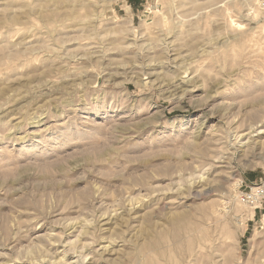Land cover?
<instances>
[{
	"label": "rangeland",
	"instance_id": "1",
	"mask_svg": "<svg viewBox=\"0 0 264 264\" xmlns=\"http://www.w3.org/2000/svg\"><path fill=\"white\" fill-rule=\"evenodd\" d=\"M262 183L259 0H0V264H264Z\"/></svg>",
	"mask_w": 264,
	"mask_h": 264
},
{
	"label": "built area",
	"instance_id": "2",
	"mask_svg": "<svg viewBox=\"0 0 264 264\" xmlns=\"http://www.w3.org/2000/svg\"><path fill=\"white\" fill-rule=\"evenodd\" d=\"M128 1V0H127ZM261 7L264 9V0H259ZM243 186V184L241 185ZM249 190H244L240 194V201L243 204L248 205H257V203H261L264 200V183L255 185V186H248ZM254 188H257L258 191L255 193Z\"/></svg>",
	"mask_w": 264,
	"mask_h": 264
},
{
	"label": "bare ground",
	"instance_id": "3",
	"mask_svg": "<svg viewBox=\"0 0 264 264\" xmlns=\"http://www.w3.org/2000/svg\"><path fill=\"white\" fill-rule=\"evenodd\" d=\"M152 8H154V7H152ZM151 9V8H150ZM258 191V189L257 188H254V192L256 193ZM246 205V204H245ZM248 205V204H247ZM248 206H250V205H248ZM251 206H256V205H251Z\"/></svg>",
	"mask_w": 264,
	"mask_h": 264
}]
</instances>
